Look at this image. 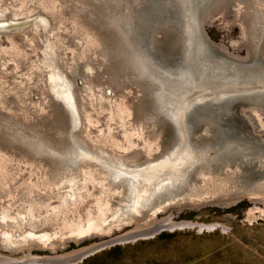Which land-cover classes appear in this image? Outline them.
<instances>
[{
	"label": "water",
	"instance_id": "95a60500",
	"mask_svg": "<svg viewBox=\"0 0 264 264\" xmlns=\"http://www.w3.org/2000/svg\"><path fill=\"white\" fill-rule=\"evenodd\" d=\"M241 200L264 221V0H0V264Z\"/></svg>",
	"mask_w": 264,
	"mask_h": 264
},
{
	"label": "rangeland",
	"instance_id": "374dc122",
	"mask_svg": "<svg viewBox=\"0 0 264 264\" xmlns=\"http://www.w3.org/2000/svg\"><path fill=\"white\" fill-rule=\"evenodd\" d=\"M252 204L241 200L229 208L203 207L187 211L170 222L225 224L199 234L197 226L164 230L152 238L112 245L77 264H264V221H245Z\"/></svg>",
	"mask_w": 264,
	"mask_h": 264
},
{
	"label": "bare ground",
	"instance_id": "6f19581e",
	"mask_svg": "<svg viewBox=\"0 0 264 264\" xmlns=\"http://www.w3.org/2000/svg\"><path fill=\"white\" fill-rule=\"evenodd\" d=\"M172 222V221H171Z\"/></svg>",
	"mask_w": 264,
	"mask_h": 264
}]
</instances>
